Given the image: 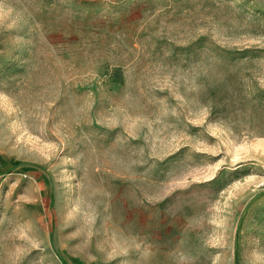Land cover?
Instances as JSON below:
<instances>
[{
    "label": "rangeland",
    "instance_id": "1",
    "mask_svg": "<svg viewBox=\"0 0 264 264\" xmlns=\"http://www.w3.org/2000/svg\"><path fill=\"white\" fill-rule=\"evenodd\" d=\"M0 264H264V0H0Z\"/></svg>",
    "mask_w": 264,
    "mask_h": 264
}]
</instances>
